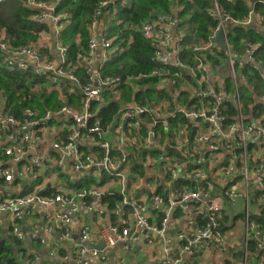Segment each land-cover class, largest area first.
Wrapping results in <instances>:
<instances>
[{
    "label": "built area",
    "instance_id": "1",
    "mask_svg": "<svg viewBox=\"0 0 264 264\" xmlns=\"http://www.w3.org/2000/svg\"><path fill=\"white\" fill-rule=\"evenodd\" d=\"M63 1L26 0L36 11V21L46 26L39 34L38 46L14 47L6 43L5 29L0 28L2 62L10 71L32 68L38 77L50 79L46 88L36 85L33 91L58 90L63 97V84L68 82L69 92L81 96L79 103L71 101L56 111L26 107L20 121L0 93V215L10 217L8 227L14 238L24 246L29 236L30 241L40 238L45 244L46 237L59 229L70 238L75 217L110 213L119 221H104L100 239L105 248L85 245L91 228L84 224L80 245L63 254L61 264L71 259L77 264L106 262L112 249H129L141 238L160 246L163 258L159 264H195V255L215 254L225 247L227 239L220 228L225 213L234 225L235 221L243 224V255L237 261L231 259V264H255L252 242L259 254L258 264H264V225L258 221V217L264 219V114L249 123L242 109L241 88L249 82L254 97L264 106V87L256 89L257 78L251 82L249 78L256 72L264 80V63L258 60V44L246 43L239 54L230 45L236 27L254 28L250 27L253 24L264 31L260 7L264 0H249L243 18L232 16L218 0H212L209 15L217 25L206 39L194 36L190 45L183 44L188 34L179 30L178 7L141 26L142 35L155 47L152 61L157 67L137 76L159 80L156 85L142 86H134L136 78L131 75L105 74L119 50L124 51L107 29L117 15L118 4L126 0L100 2L90 26L88 49L80 50L73 61L61 36L65 23L57 13ZM110 4L114 10L101 16ZM221 31L226 49L218 41ZM58 51L60 58L54 55ZM185 53L186 62L182 58ZM222 54L225 59L212 64L211 58ZM128 86H134L132 96L137 92L142 101L124 99ZM148 90L155 93L151 99ZM228 101L238 110L232 121L233 116L221 110ZM113 105H119L118 115L104 127L99 114ZM178 114L189 123L176 130L171 119ZM139 182L143 190L137 188ZM7 184L20 186L23 194L7 193ZM136 189L140 196L133 194ZM116 194L120 202L100 207L103 198ZM149 206L159 215L155 222ZM37 211H44V227L29 220ZM234 233L232 230L229 237ZM39 260L34 255L33 262Z\"/></svg>",
    "mask_w": 264,
    "mask_h": 264
},
{
    "label": "trees",
    "instance_id": "2",
    "mask_svg": "<svg viewBox=\"0 0 264 264\" xmlns=\"http://www.w3.org/2000/svg\"><path fill=\"white\" fill-rule=\"evenodd\" d=\"M101 1L103 0H64L59 5L57 13L61 15L62 22L65 23L61 36L64 43L68 45V57L70 60H76L80 50L84 52V50L88 49L91 35L90 26ZM218 2L222 9L236 18H243L249 11V0H218ZM175 7L180 8L176 13L180 24L179 30H185L188 34L183 41L184 45H190L194 40V36L198 37V39H206L212 28L217 25V21L209 15V10L212 8V0H126L125 4L119 3L117 15L107 29V33H109L110 37L116 38L115 44H120L124 48V51L119 50L114 60L105 68V74L122 77L128 75L134 76L136 78V81H133L134 86L145 84L156 85L159 82L156 78L148 77L143 79L137 76L142 73H149L157 67V64L152 61L155 47L152 45L150 39L142 35L140 28L144 24L154 20L159 14L169 12ZM260 7L264 11V5ZM106 10H114V5L110 4L104 8V13L101 16L107 15L105 13ZM35 14L36 11L27 4L26 0L0 1V28L5 29L7 38L8 40L11 39L10 43L14 47L24 46L36 41L40 36V32L46 28L44 24L36 21L34 18ZM230 41L231 47L237 54L242 52V48L250 43L258 44L260 47L258 60L264 63V31L256 28L236 27L233 33L230 34ZM188 53H191V51ZM4 55V52L0 51V93L8 101L7 108L20 121L25 118L24 109L26 107L38 108L42 112H46L47 110L56 111L63 104L71 103V101L79 103L81 96L72 95L69 92L68 82L63 84V97H61L58 90L33 91V87L36 85L46 88L51 83L50 79L38 77L34 74L32 68L27 72L10 71L6 65L7 63L2 62ZM186 55V53L182 54V58L184 59ZM220 57L211 58L212 64H217L220 62V59H225L224 54ZM184 62H186L185 59ZM79 74L84 81L85 76L83 71L80 70ZM253 77L257 78L255 83L256 89L264 87L262 77L258 76L256 72L253 75L250 74V82ZM247 84L251 85L249 82L241 84L244 92L242 109L245 115L249 116L253 114L257 117L264 114V106L261 102H257L252 93L253 91L249 90ZM134 86H128L123 97L126 101L137 100L140 102L142 98L138 97L137 92L135 93L136 97L132 96ZM148 91V98H153L155 93L150 90ZM251 106H254L255 109ZM221 110L224 114L233 116L230 121L234 120L238 111L231 101L224 104ZM118 111L119 105H113L104 113L99 114V117L103 120L104 127L115 122ZM187 123H189V120L180 114L171 119V125L176 130H179L181 125ZM28 192L29 190L25 191L24 194ZM120 200V195L116 194L114 197L104 200V202L108 201L111 206H114ZM231 212V215H233L234 211L231 210ZM220 218V228L223 234L226 233V228L229 229V233L233 229H236L234 221L229 220V217L225 213ZM258 221L261 225H264L263 217H258ZM35 240H38L39 245L34 246V249L36 251L38 247L40 250L43 249L40 247L41 239L36 238ZM231 243L233 244L234 242ZM19 247L22 248L19 250L17 249ZM250 249L252 251V262L258 264L259 254L257 255L255 252V244L253 242ZM16 250L22 251L23 255L27 252L24 244L15 238L12 240L7 237L0 240V264H17L15 257ZM234 250L233 248L229 250L231 257L234 258L236 255L240 259L243 255L241 248L237 253H234ZM32 259V257L25 258L26 261L30 262ZM224 263L231 264L232 262L231 259L227 258Z\"/></svg>",
    "mask_w": 264,
    "mask_h": 264
},
{
    "label": "crops",
    "instance_id": "3",
    "mask_svg": "<svg viewBox=\"0 0 264 264\" xmlns=\"http://www.w3.org/2000/svg\"><path fill=\"white\" fill-rule=\"evenodd\" d=\"M248 88L249 90L253 91V89H251V85L248 86ZM257 102H260V101L257 100ZM251 107L255 109L254 106H251ZM258 117H260V115L255 117L253 114H251L247 116V120L250 121L249 123H252L254 122L253 120H256ZM142 186H143V183L139 182V185L137 188H141L140 190H143ZM5 188L7 190V193L23 194L24 192V190H22L20 186H15L12 184H7ZM133 194L135 196L141 195L139 193V190L137 189L133 191ZM90 200L93 203H95V205L97 206V202L94 201L95 199L91 198ZM104 200H107V199H104V198L102 199L100 204L103 206H100L101 208H103L108 202V201L104 202ZM150 202L151 200L149 201V203ZM151 209L152 208L149 206L148 211L150 213V218L153 222H155L158 219L159 215L157 213L155 214V212L151 211ZM43 214H44V211H37L35 215H30L29 216L30 222H33V221L39 222L41 227H44L47 221L44 220ZM90 215L93 216L91 220L89 218ZM90 215L85 214V215H81L79 218L75 217V220L73 219V222L70 226L73 234L70 238L65 237L63 230L59 229L58 231H55L54 234L46 237L47 242L45 244H42L41 242L40 247L43 248L41 250L39 247L37 251L34 249V246L39 245L38 240L30 241L29 245L25 244L24 247L27 248V252H25L26 253L25 255L22 254V251L16 250L15 257H16L17 264H20L21 262L26 261L25 260L26 257L33 258L31 261V264H61V256L65 253L66 254H68V252L70 253L71 251H73L72 249L80 245V241H81L80 235H81L82 225L87 224L91 228L90 241H87L85 243H91V244L96 245L97 243L100 242V234H101V228L103 224L105 222L110 223V224L111 223L117 224L119 221L116 216H114L113 214L111 215L110 213L104 216L105 218L101 217L98 213L93 214L90 212ZM108 216H109V220L107 219ZM9 222H10L9 216L7 217V215L5 214L0 215V236H2L0 240L7 238L6 234L8 236L12 235V232L10 231V228L8 227ZM235 222L236 224L240 222L237 228L238 227L242 228V230L239 233V236L242 237L243 224L241 223V221H235ZM233 235L234 237H230V239L238 238L237 234L234 233ZM175 246H177L176 243H175ZM128 248L129 249H126L125 247H121V246L115 247L109 253L110 255L109 260L106 262L98 263V264H159L161 259L163 258L161 251H160V246L150 245L143 238H141L138 242L131 243ZM17 249L20 250V247ZM34 255H38L40 257V260L38 262H33ZM215 257L216 255L212 252L207 253L203 256L195 255L193 257V262H195V264H213ZM68 264H77V261L75 259H71L69 260Z\"/></svg>",
    "mask_w": 264,
    "mask_h": 264
},
{
    "label": "rangeland",
    "instance_id": "4",
    "mask_svg": "<svg viewBox=\"0 0 264 264\" xmlns=\"http://www.w3.org/2000/svg\"><path fill=\"white\" fill-rule=\"evenodd\" d=\"M1 1V0H0ZM43 31V30H42ZM7 36V35H6ZM11 40V39H10ZM10 40H8V38L5 40L6 41V43H8V44H11L10 43ZM52 40H53V35H50L49 36V41L50 42H52ZM39 41H40V36L38 37V39L36 40V41H34V42H31V43H28V44H32V45H36V46H38L39 45ZM63 43H64V41H63ZM65 44V43H64ZM66 45V44H65ZM66 46H68V45H66ZM42 51H41V53H45V51L46 50H44V49H41ZM47 51L48 52H50L51 50H50V48L49 49H47ZM54 55H55V57L56 58H60V53H59V51L56 53V52H54ZM44 59H48L47 57H45ZM56 64V63H55ZM43 87V86H42ZM41 91V90H40ZM71 180V182L72 183H75V179L74 178H71L70 179ZM239 224H240V222L239 223H237L236 225H235V228L236 229H233L234 230V232H235V234H237L238 235V238L237 239H235V238H231L230 239V237H229V232H228V228H226V230H225V234H224V236H225V238L227 239V241H226V245H225V247L224 248H222V249H220V250H218V252L217 253H215V255H216V257L214 258V262H213V264H222V263H224V261L228 258V259H233V260H235V261H237V260H239V258L235 255L234 256V258H232L231 257V255H230V252H229V250L231 249V248H233V249H235L233 252L234 253H237L239 250H240V245H241V242H242V237L241 236H239V233H240V231L242 230V228H240V227H238L237 228V226H239ZM235 240V241H234ZM237 241V242H236ZM231 242H234L233 244L231 243Z\"/></svg>",
    "mask_w": 264,
    "mask_h": 264
},
{
    "label": "water",
    "instance_id": "5",
    "mask_svg": "<svg viewBox=\"0 0 264 264\" xmlns=\"http://www.w3.org/2000/svg\"><path fill=\"white\" fill-rule=\"evenodd\" d=\"M250 27H254L255 26L252 24ZM218 41L221 45V47L223 49H226V44L224 42V32L221 31L220 34L218 35ZM90 220L93 218L92 215L89 216ZM200 217H198V220H199ZM107 219L109 220V216L107 217ZM25 231H27V227H25ZM7 237H9L10 239H14V236L13 235H6ZM30 239H31V236H29L27 239H26V245H28V243L30 242ZM86 246H88L89 248H97V249H104L105 248V243L102 241V239H100V242L97 243L96 245L94 244H91V243H85Z\"/></svg>",
    "mask_w": 264,
    "mask_h": 264
}]
</instances>
